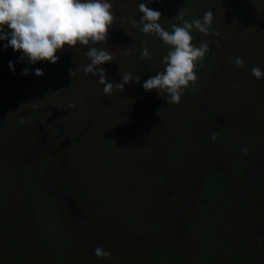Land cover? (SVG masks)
<instances>
[{
  "label": "rangeland",
  "instance_id": "rangeland-1",
  "mask_svg": "<svg viewBox=\"0 0 264 264\" xmlns=\"http://www.w3.org/2000/svg\"><path fill=\"white\" fill-rule=\"evenodd\" d=\"M136 1L109 0L116 19L106 43L66 45L55 64L24 60L13 73L2 70L0 264H64L62 248L67 262L100 264L97 247L113 264H264V195L252 189L256 175L264 178V78L251 72H264V0L209 2L210 31L219 35H192L195 46L209 42L206 78L185 89L179 104L163 98L154 112L157 92L143 89L144 76L105 96L98 77L83 71L95 46L113 56L99 66L107 82L134 77L132 54L124 53ZM237 57L244 66L235 65ZM217 121L230 130L229 140L213 131ZM96 128L113 138L109 163L105 141L95 143ZM239 155L248 165L238 175L231 162ZM209 171L225 179L205 206L201 179ZM29 179L35 189H25ZM111 187L112 199L104 194ZM43 193L54 197L71 236L58 244L36 237L34 200ZM158 249L167 253L162 263L153 256Z\"/></svg>",
  "mask_w": 264,
  "mask_h": 264
},
{
  "label": "clouds",
  "instance_id": "clouds-1",
  "mask_svg": "<svg viewBox=\"0 0 264 264\" xmlns=\"http://www.w3.org/2000/svg\"><path fill=\"white\" fill-rule=\"evenodd\" d=\"M139 11L143 14L140 18L142 32L153 34L164 45L171 46L170 51L163 57L166 65L164 70L150 76L142 87L145 91L155 90L161 98L166 99L167 104H179L184 90L190 85L195 86L198 79L196 66L202 63L205 53L209 51L207 41L199 46L192 43L191 30L195 27L206 36L219 35L210 31L213 12L206 11L202 20L191 22L179 15L178 19L183 21V26L172 24V31L169 32L158 23L162 17L161 12L149 8L145 3L139 4ZM115 19L113 5L109 0H0V41H7L3 45L5 50L11 47L21 53L20 62L27 60L34 65L47 61L55 64L59 60L57 52L64 50L66 45L74 48L77 43L85 46L106 43ZM131 26L136 28V21L133 20ZM124 54L130 55V52L126 49ZM85 55L90 63L83 71L98 77L105 96L110 95L114 89L123 90L126 84L140 82L141 78L133 79L131 73L123 74L120 83L107 82L105 70L99 66L113 62V56L104 48L93 46ZM141 58H151L146 47L141 51ZM234 63L242 67L245 61L242 57H237ZM9 68L15 71L14 62L9 61ZM251 72L257 79L264 78V72L259 67H253ZM22 73L28 75L29 69H22ZM75 73L76 70H70V78ZM34 74L44 75L39 68L35 69ZM212 139H217L216 134L212 135ZM243 151L246 152L247 149ZM94 254L97 257L111 255L101 247H97Z\"/></svg>",
  "mask_w": 264,
  "mask_h": 264
},
{
  "label": "trees",
  "instance_id": "trees-1",
  "mask_svg": "<svg viewBox=\"0 0 264 264\" xmlns=\"http://www.w3.org/2000/svg\"><path fill=\"white\" fill-rule=\"evenodd\" d=\"M211 0H152V2H149V0H137L133 8L131 10V24L132 21H136L137 27L133 28L132 26V37L133 40L130 44V53L131 55V64L134 66L133 72V79L136 77H140L141 75L144 76V82L150 78V76L157 74L160 71H163L165 67V64L163 63V57L167 55V53L170 51L171 46H166L163 44L162 40L158 38L157 36L153 34H145L142 32L143 25L141 24V16L143 15L139 11V4L145 3L149 8L159 11L162 14V17L158 21V23L161 24V26L166 30L171 32L172 24H177L178 26H183V21L178 19L179 15H183L184 20H187L189 22L196 20V19H203V15L205 11L208 9V4ZM216 7V6H215ZM214 7V8H215ZM193 30H196L195 27L191 30V35L193 34ZM147 41V43H145ZM6 44L3 41H0V75L2 73V70L5 71V69H8L9 72H12L9 68V61L14 62V68L19 69L23 64L20 62L19 57L21 53L14 51L11 47H8L6 50L4 49L3 45ZM147 48L150 53V59L149 58H141V51L144 48ZM205 59H208L207 52L204 56ZM209 60V59H208ZM202 61V63H198L195 69V73L198 77V79L195 82V85H202L203 77L206 78V74L203 72V67L206 65ZM127 64V63H125ZM200 70V72H199ZM59 79L53 80L54 82H58ZM72 83H68L69 87H71ZM195 87V86H194ZM193 86H189L186 89L194 88ZM162 95V94H161ZM163 98L157 93V99L152 101L150 104V111L154 112L158 106V104L161 103ZM179 112V111H178ZM32 118H35V116L32 115ZM7 116L0 113V123L6 124ZM8 121V120H7ZM20 123V122H18ZM21 124V123H20ZM18 124V125H20ZM227 126L221 125L220 121L214 122V129L215 132H220L217 134L218 136L222 135L221 137L225 138V140H229L230 130L226 128ZM95 131L97 134L95 135V143L99 141L100 139L105 141L103 148V153H108V155L105 154L104 159L109 161L113 159V157L109 156V153L111 154V148L113 145V138L109 136V134L105 131H102L100 128H96ZM99 134V135H98ZM102 153V152H101ZM112 155V154H111ZM248 165V159L245 155H239L233 162H231V166L233 171L236 173L238 172V175L244 170H246ZM38 169L41 171L43 169L42 166H39ZM264 171V169H263ZM42 172V171H41ZM115 172V171H114ZM83 174H88L82 169ZM90 173V172H89ZM27 174H33L30 172H20L21 177L27 176ZM111 175H108V177ZM224 176L218 172V171H209L206 173L203 178L201 179V188H202V199L205 204H209V202H212L215 200L222 192L223 186H224ZM28 183L25 184V189H35L38 185L33 179L27 180ZM252 182L256 185V187H253L252 189L255 191V193H259L264 195V178H262L259 175H256ZM1 187V186H0ZM104 190V188H101ZM106 192H104L105 195H109V197L112 199L113 197V187L111 189H106ZM1 195V194H0ZM3 199V197L1 196ZM34 202L36 203L33 209L34 217L36 219V225L39 227L37 229V238L45 239L46 245L47 243L51 242V245L54 242L59 243L64 237L70 238L71 236L67 235L66 228L64 227L63 220L60 218L58 213V208L55 202V199L53 196L48 194H39V198H35ZM111 202V200H110ZM120 220V219H119ZM214 222L211 221V224L209 223L208 228L206 229L208 233L213 232V224ZM206 228V227H205ZM66 232V233H65ZM50 252V251H49ZM62 254L64 255V264H97L95 263V260H78V261H68L65 259L67 252L62 248ZM166 251L165 249H158L154 254V258L158 263H162L166 260ZM166 256V257H165ZM113 256L108 257H102L100 264H113ZM167 264H172L168 262Z\"/></svg>",
  "mask_w": 264,
  "mask_h": 264
}]
</instances>
